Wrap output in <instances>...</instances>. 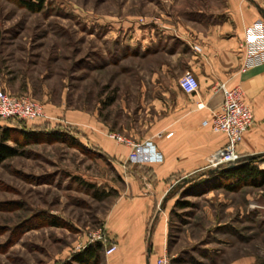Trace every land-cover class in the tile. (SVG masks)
<instances>
[{"label": "rangeland", "instance_id": "rangeland-1", "mask_svg": "<svg viewBox=\"0 0 264 264\" xmlns=\"http://www.w3.org/2000/svg\"><path fill=\"white\" fill-rule=\"evenodd\" d=\"M224 7V0H44L40 11H29L0 0V78L8 80L9 93L37 100L50 116L48 108L81 113L115 142L112 135L142 144L148 129L137 120L150 111L147 97L139 106V91L152 87L156 64L134 55V35L156 19L173 27L222 23ZM40 122L29 127L27 141L20 139L17 154L0 163V264H67L97 243V234L105 238L98 242L102 258L111 244L117 249L104 222L124 183L113 163L79 142L67 124ZM210 155L171 192L189 206L172 205L169 212L170 264L243 258L264 264V179L227 188L233 181L211 173L217 169L209 166ZM249 164L264 172V154Z\"/></svg>", "mask_w": 264, "mask_h": 264}, {"label": "crops", "instance_id": "crops-1", "mask_svg": "<svg viewBox=\"0 0 264 264\" xmlns=\"http://www.w3.org/2000/svg\"><path fill=\"white\" fill-rule=\"evenodd\" d=\"M224 2L228 18L222 23L173 27L156 19L134 35L138 37L132 40L134 55L156 64L148 80L152 87L139 91V106L145 105L147 97L150 113L145 120H137L148 129L140 139L138 161L130 160L127 145L105 136L106 127L81 113L48 108L53 120L67 124L65 128L72 130L79 142L98 149L110 160L124 183L117 188L118 199L104 222V230L117 249L100 257L103 264H158L157 259L167 254V222L177 200L171 192L184 175L201 170L206 157L225 143L222 133L202 125L204 120H211L213 111L222 103L221 92L215 90L218 83L238 87L252 114V124L237 145L241 160L264 154V61L244 65L248 43L260 37L253 26L257 21L264 22V0ZM261 37L264 42V34ZM194 45L200 50L195 51ZM161 56L177 60H163ZM175 62L181 75L190 71L195 76L196 95L179 88L181 75L176 76L172 68ZM8 85L7 79L0 78V89L8 92ZM9 121L2 119L0 125L30 130L41 125L42 120L27 121L31 124L26 123L24 128L15 120ZM231 264L253 263L243 258Z\"/></svg>", "mask_w": 264, "mask_h": 264}, {"label": "built area", "instance_id": "built-area-1", "mask_svg": "<svg viewBox=\"0 0 264 264\" xmlns=\"http://www.w3.org/2000/svg\"><path fill=\"white\" fill-rule=\"evenodd\" d=\"M253 31L259 33V38L251 40L248 44L246 53L245 66L259 64L264 61V42L261 37L264 34V22L257 21L253 26ZM195 51H199L198 45L193 46ZM178 86L182 92L188 95H196L198 91V82L190 71H185L178 79ZM216 91L222 94V103L220 107L213 111L210 121L204 120L202 125L208 127L214 133H222L225 137V143L222 147L215 150L208 158L211 168L221 169L229 166L238 165L241 155L237 152V145L243 140L244 135L252 124L251 111L242 100V92L238 87L229 88L225 83L221 82L216 85ZM198 106H203L199 104ZM0 119L14 120H53V117L46 113L43 106L35 99L27 95H14L0 89ZM171 133L168 134V136ZM120 143L131 148L129 158L132 161H138V151L142 144L122 137L120 135H112ZM93 240L97 242H105L102 235H93ZM116 250V245L111 244L105 250V255H110ZM158 264H170L167 255L158 259Z\"/></svg>", "mask_w": 264, "mask_h": 264}, {"label": "trees", "instance_id": "trees-1", "mask_svg": "<svg viewBox=\"0 0 264 264\" xmlns=\"http://www.w3.org/2000/svg\"><path fill=\"white\" fill-rule=\"evenodd\" d=\"M22 7L28 9L29 11H40L43 8L44 0H14ZM13 121L14 119H6ZM15 121H25V120H15ZM35 126V127H39ZM24 128V127H23ZM32 130V129H30ZM30 130H26L25 128L22 130L12 129L7 126L0 125V163L17 154V147L21 143V140L27 141L29 136L28 132ZM55 132V131H54ZM53 133L54 137L59 138V134ZM21 139V140H20ZM13 142L14 146L10 147L7 145V142ZM250 162V159H247ZM242 160L236 166L224 167L221 169H217V172L212 171L211 173H217L218 176L226 178L228 180H232V183L226 184L227 188H232L233 186L243 185L252 183L254 181L260 182V180L264 179V172L256 169L251 166L249 162H243ZM99 198L103 197L102 194H95ZM175 206L179 208H186L189 206L187 201H176ZM102 251L101 243H94L87 245L82 251L77 254H74L67 264H98Z\"/></svg>", "mask_w": 264, "mask_h": 264}, {"label": "water", "instance_id": "water-1", "mask_svg": "<svg viewBox=\"0 0 264 264\" xmlns=\"http://www.w3.org/2000/svg\"><path fill=\"white\" fill-rule=\"evenodd\" d=\"M232 167V166H231Z\"/></svg>", "mask_w": 264, "mask_h": 264}]
</instances>
